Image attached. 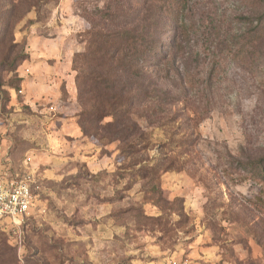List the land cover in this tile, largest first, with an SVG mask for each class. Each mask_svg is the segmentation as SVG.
I'll list each match as a JSON object with an SVG mask.
<instances>
[{
	"label": "rangeland",
	"instance_id": "obj_1",
	"mask_svg": "<svg viewBox=\"0 0 264 264\" xmlns=\"http://www.w3.org/2000/svg\"><path fill=\"white\" fill-rule=\"evenodd\" d=\"M154 6L0 0V49L27 56L2 73L0 174L40 179L32 215L0 221V264H264V36H247L264 0H189L174 21ZM133 20L154 28L133 69L157 93L136 98L122 72L135 105L98 120L80 89L116 94L103 78L116 59L80 55L96 29Z\"/></svg>",
	"mask_w": 264,
	"mask_h": 264
},
{
	"label": "trees",
	"instance_id": "obj_2",
	"mask_svg": "<svg viewBox=\"0 0 264 264\" xmlns=\"http://www.w3.org/2000/svg\"><path fill=\"white\" fill-rule=\"evenodd\" d=\"M187 1L189 0H145L146 3L150 2V4H152L153 6L156 5L158 11L160 10L168 12L170 15H172L173 21L176 20V13L179 12L185 6ZM150 7L151 6H149L148 11ZM152 15L155 16V10L154 12H152ZM260 21L261 22L258 25L257 29L252 30L247 34V36L251 37V39H254L256 36H264V21L262 19ZM157 23L158 19L155 20L154 24L157 25ZM123 25L124 26H121V24H115L114 28L108 29L107 32L104 31L105 26L102 29H96L95 31H93L90 39L91 42L89 45V49L80 55L83 56L81 60L87 62L86 59L89 54L94 52L92 55H94V59H96L97 62V64L95 63V65L102 68L105 67V65H107L109 61L115 62L116 59V64L111 65L108 70H105L104 77L102 76V74H98L96 76L94 74L95 70H92L90 72V80L92 82H94L96 78H104V81L110 83L108 86H106V88L114 90L116 94L108 96L105 93H101L100 96L98 93L94 92V94L91 95V99L88 100L85 96L86 92H84L83 90L81 92L80 89L79 95L82 104H84L86 107H90V112L94 114L92 116L96 117L97 113L98 120L109 115V113L113 114V116L115 115L116 117L120 116L121 114L119 113H124V111L128 110L132 105H135L133 100L131 103H126L119 99L118 92L124 88V85H121V83L118 84V82L121 80L120 75L122 72L127 71L132 75L128 89L138 90L137 94L133 95L131 93V97L133 95L138 98V96L149 94L150 91L157 93L158 90L156 83L152 80V77H150L148 70H145V72L142 74L140 70L133 69L136 65H138L140 58L145 56L148 60L149 53L151 52V48L153 46L152 37L150 35H152V31L154 28H150L152 27L151 24H143V28L141 29L142 31L140 32L139 26L135 24L134 20L131 24L128 23ZM3 30L4 26L1 32ZM148 31L150 32V35L146 36V32ZM248 43L249 40L246 41V44ZM180 45L181 42L177 41L174 47H179ZM11 51V49L7 51L0 49V89L3 85V83H1L3 79L2 73L6 71H16L21 61L27 59V56L23 54L17 55L12 58ZM96 55H98L97 58ZM160 64L161 62H157L156 65L159 67ZM76 67H81L78 65V62H76ZM112 77H114V79H112ZM77 78H79V75L77 76ZM110 79H112L113 81ZM100 81L104 82L103 80ZM9 86L14 87L11 82ZM116 124L118 126H121L122 120H118L116 118L114 125ZM96 129H99L98 125Z\"/></svg>",
	"mask_w": 264,
	"mask_h": 264
},
{
	"label": "built area",
	"instance_id": "obj_3",
	"mask_svg": "<svg viewBox=\"0 0 264 264\" xmlns=\"http://www.w3.org/2000/svg\"><path fill=\"white\" fill-rule=\"evenodd\" d=\"M39 181L32 171L15 176L0 174V221L20 227L32 215L36 199L34 188L38 189L36 184Z\"/></svg>",
	"mask_w": 264,
	"mask_h": 264
},
{
	"label": "crops",
	"instance_id": "obj_4",
	"mask_svg": "<svg viewBox=\"0 0 264 264\" xmlns=\"http://www.w3.org/2000/svg\"><path fill=\"white\" fill-rule=\"evenodd\" d=\"M42 43H45V44H47L48 43V41H44V42H42ZM44 44V45H45ZM46 53H44V55H45ZM43 59L44 60H41L40 61V63L42 64V65H39V66H37V68H39V69H42L43 67H44V71L45 72H51V70H52V67L47 63L48 61H47V59H45V56L43 57ZM60 62V61H59ZM57 63V65H55V66H57V67H55L54 66V68L57 70V68H59L60 70H61V67H62V62H60V63ZM46 65H48L47 67H46ZM50 66V67H49ZM60 66V67H59ZM37 78L39 77V76H36ZM54 79H53V81H54V83L57 85V82L60 80H62V74H60L59 75V77L57 76H54L53 77ZM59 83V82H58ZM42 88H43V86H41ZM44 89V88H43ZM44 91V90H43ZM40 96H43L44 94H42V92L39 94ZM35 169V168H34Z\"/></svg>",
	"mask_w": 264,
	"mask_h": 264
}]
</instances>
